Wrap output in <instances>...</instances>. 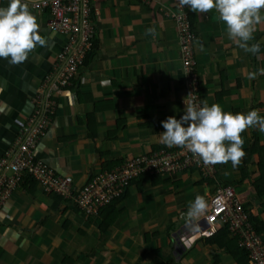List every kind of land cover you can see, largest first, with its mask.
I'll use <instances>...</instances> for the list:
<instances>
[{
    "label": "crops",
    "instance_id": "crops-1",
    "mask_svg": "<svg viewBox=\"0 0 264 264\" xmlns=\"http://www.w3.org/2000/svg\"><path fill=\"white\" fill-rule=\"evenodd\" d=\"M97 4L101 25L96 56L57 96L54 118L36 149L40 159L72 177L77 187L101 169L149 152L180 148L159 142L165 131L161 122L182 116L190 93L180 59V28L171 18L180 7L178 0ZM181 9L197 35L193 74L201 101L219 103L233 113L258 108L264 116V75L247 79L249 72L264 68V24L250 42L261 43L254 56L228 38L215 10L200 14L187 6ZM34 14L47 46L37 47L22 64L0 58V157L32 112L40 81L63 44L47 30L45 15ZM149 28L155 29V36L147 33ZM253 133L264 147V133L250 128L242 134L244 150ZM260 159L256 153L249 165L243 159L235 169L231 162L218 164L217 175L236 188L264 229V187L254 186L260 178ZM212 182L196 170L136 180L115 205L118 215L102 231L100 215H83L69 200L44 193L28 178L0 210V264H238L225 248L204 241V217L199 231L191 234L181 218L196 195L209 200Z\"/></svg>",
    "mask_w": 264,
    "mask_h": 264
},
{
    "label": "built area",
    "instance_id": "built-area-1",
    "mask_svg": "<svg viewBox=\"0 0 264 264\" xmlns=\"http://www.w3.org/2000/svg\"><path fill=\"white\" fill-rule=\"evenodd\" d=\"M98 0H29L34 13L46 17V28L63 41L61 50L51 68L40 81L33 98V110L22 125L14 143L0 157V210L16 188L29 178L46 194L69 200L87 217H97L99 211L123 197L141 176H175L196 170L203 180L213 181V193L209 197V210L204 217L206 228L202 234L210 236L219 230L227 231L240 250L248 254V264H264V234H258L250 221L245 202L234 186L219 179L218 164L205 166L183 148L149 152L126 160L111 169H101L82 186L77 187L72 177L55 171L36 155V149L44 138L54 118L57 96L82 67L86 54L92 49L101 25ZM148 5L150 0H133ZM8 0H0V3ZM172 11L171 18L180 28L178 38L180 59L187 73L189 92L197 103L201 102L198 79L193 74L197 66L194 45L196 32L182 9ZM117 35L121 31L117 30Z\"/></svg>",
    "mask_w": 264,
    "mask_h": 264
},
{
    "label": "clouds",
    "instance_id": "clouds-1",
    "mask_svg": "<svg viewBox=\"0 0 264 264\" xmlns=\"http://www.w3.org/2000/svg\"><path fill=\"white\" fill-rule=\"evenodd\" d=\"M178 4L200 14L215 10L231 41L246 53L254 56L260 53L261 43L250 42L264 24V0H178ZM147 33L156 35L154 28H149ZM47 43L29 0H8L6 7H0V58L11 65L22 64L37 47H46ZM258 75H264V68L249 72L247 79L254 80ZM184 104L182 116H169L161 122L165 131L159 135V142L169 148L186 149L205 166L231 162L237 168L247 155L242 134L250 128L264 133L261 109L233 113L225 111L219 103L209 105L207 100L197 103L193 93L184 98ZM208 210L206 195L198 194L189 202L181 214L189 234L199 231V221Z\"/></svg>",
    "mask_w": 264,
    "mask_h": 264
},
{
    "label": "trees",
    "instance_id": "trees-1",
    "mask_svg": "<svg viewBox=\"0 0 264 264\" xmlns=\"http://www.w3.org/2000/svg\"><path fill=\"white\" fill-rule=\"evenodd\" d=\"M190 26L193 27V25L191 23H190ZM196 39H197V35H196ZM195 43H196V41H195ZM97 45H98V42H97V40H95L92 49L86 54L82 66L88 65L94 59V57L96 56V53L98 51ZM75 78H76V75L72 79L71 84ZM69 87H67L65 89H68ZM252 136H253L252 142H251L249 148L245 150L247 155L244 158V161L247 165H249L251 163L252 156L256 153H260L261 159H260V162L257 164L258 170L260 173V178H259L258 182L254 183L256 190H260L264 187V147L260 146L259 139H258V136L256 133H253ZM153 176H155V175H153ZM147 177H151V175L149 176V175L145 174L144 176H141L140 179L138 180V182L143 180L144 178H147ZM26 180H27V178L24 180V183ZM133 182H131V184ZM118 200L99 211L98 215H100V217H101V220L99 222L100 230L104 231L103 228L106 227L105 223H107V226H108L111 223L112 218H114L118 215V212L115 209V205L117 204ZM250 221H251L253 227L255 228L256 232L258 234L263 235L264 234V229H262L263 226L261 227V224L258 223L256 218H253V216L250 215ZM227 235H228L227 231L224 229H221L220 231H218L216 234L210 236L209 238H205L204 241L207 243V245H210V246L217 245L220 248H225L227 250V252L234 257V259L237 261L238 264H248L249 263L248 254L245 251H242L238 248L235 240L227 239V237L230 238V236H227Z\"/></svg>",
    "mask_w": 264,
    "mask_h": 264
}]
</instances>
